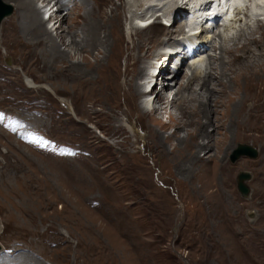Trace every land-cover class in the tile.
I'll return each mask as SVG.
<instances>
[{
  "label": "rangeland",
  "instance_id": "rangeland-1",
  "mask_svg": "<svg viewBox=\"0 0 264 264\" xmlns=\"http://www.w3.org/2000/svg\"><path fill=\"white\" fill-rule=\"evenodd\" d=\"M62 1L69 9L63 25L70 32L80 30L75 23L78 18H87V15L81 16L92 4L82 10L79 0ZM94 1L90 21L102 23L117 12L111 18L117 24L115 31L119 29L122 33L119 44L123 47L122 44H131L124 42L132 23L129 17L147 8L143 4L142 10L141 2L152 0ZM167 2L160 10L161 15L171 7L172 3ZM5 3L12 11L0 22V224L3 226L0 254L11 250L12 258L3 254L0 262L264 264V130L256 127L258 122L264 126V116H261L264 110L252 115L246 123L235 119L229 124L225 122L229 102L223 98L215 107L216 94H212V111L207 115L210 123L203 128L209 137L203 141L209 142L210 148L201 150L198 158L190 155L195 144L174 149L176 141L169 139L174 127L164 128L162 124H154L156 121L151 116H140L137 105L146 104L142 101L150 97L144 100L141 95L135 99L128 97L129 86L121 84L123 73L119 75L117 67L112 72L111 67L109 72L105 66L103 79L97 75L96 66L84 63L77 69L71 67V61L61 51L51 52L46 43L37 39L38 33H28L26 41L21 28L26 26L22 22L23 8ZM52 4L53 0L36 1L39 17L55 36L61 28L54 15L49 17ZM177 12L172 13L174 20L181 13ZM181 21L179 18L171 26L164 24L167 22L164 19L161 24L154 22L142 27L143 34L148 38L158 37L155 46L159 47L169 37L163 28L175 29ZM222 29L223 25L215 27L210 37L215 40L218 30ZM105 33L110 39L111 34ZM220 33L228 36L225 30ZM64 35L63 40L68 43V35ZM258 37L259 33H255V39L262 37L264 41V33ZM150 41L152 47L154 41ZM64 45L61 44L62 48ZM151 47L142 48V52L151 54ZM236 47L240 53V46ZM128 51L132 55L136 52L130 49L124 53ZM208 53L218 54L209 49L205 51L195 65L201 72L206 70ZM88 57L92 59L89 54ZM73 58L76 60V55ZM147 62L150 63L149 59ZM122 64L119 70L123 69ZM186 64L170 86L172 89L168 88L169 84L153 88L161 94H156L147 105L151 115L162 112L159 115L162 123L168 121V113L155 108L160 106L162 96L169 95L171 99L173 91L185 81L184 76L190 74ZM136 65L129 67L133 72L129 79L133 81H136ZM93 74L95 78L91 77ZM230 74L237 77L234 87L239 92H234L239 95L234 96L240 97L236 101L238 109L242 93L243 97L249 96L255 86L252 94L256 99L250 108L263 104L264 72H252L248 76H242L240 71ZM140 79L137 81L142 83ZM116 92L122 93L125 110L132 113L128 120L120 111L114 114L115 102L122 99H114ZM180 95L181 91L175 97L176 102ZM133 107L135 110L130 111ZM15 116L22 121L19 126L14 124ZM200 116L194 117L192 124L187 122L190 132L199 130L195 120H202ZM229 125L237 137L227 155L222 151L228 145H222L229 136L228 130L225 132ZM178 131L182 135V129ZM239 144L253 147L257 154L232 160ZM207 153L210 155L206 156ZM188 158L196 164L189 170L183 168ZM240 171L250 173V179L245 181L250 188L247 197L237 190Z\"/></svg>",
  "mask_w": 264,
  "mask_h": 264
},
{
  "label": "bare ground",
  "instance_id": "bare-ground-1",
  "mask_svg": "<svg viewBox=\"0 0 264 264\" xmlns=\"http://www.w3.org/2000/svg\"><path fill=\"white\" fill-rule=\"evenodd\" d=\"M3 1L11 2L14 6L20 7L21 9L23 8V12H22L23 20H22V22L23 23L26 22V26L22 25L21 28H23L22 32L25 35L26 41L28 40V37H29L28 33L32 32L33 35H35V33H38L39 37H37V39L42 40L44 45L46 43V45L49 46V48H48L49 51L53 52L56 50V51H58V53L61 51L64 54V56H66L67 59L66 58L65 59L71 61L70 62L71 67H74L77 69L80 67V65H82L84 63H87L91 66H96V67H98V69H97V71L96 70L95 71L97 72V75L102 79L104 77H106L105 69H104L105 66H107V70H109V72H110L111 67L113 68V69H111V72H112V70L115 71L116 67H117V70H118L117 73L120 72L119 75H121V72L123 73V79L121 81L122 82L121 84L129 86L130 93H128V94L124 93L125 95L127 94V96L132 97V99L133 98L135 99L136 96L141 95L142 96L141 98H143L142 100L150 97L149 98L150 100L146 99V100L142 101V103H144V102L146 103L144 105H141L142 107L141 106L139 107V105H137V109L139 111L138 113L140 114V116L142 118L151 116L156 121V123H154V124H162L161 126L164 128H168L169 126L174 127V131L171 133V135L169 137V139L176 141V143L174 145V149H177L180 147H185L184 144H187V146H188V143L189 144H195L194 152H192L190 155L193 154V155H195L196 158H198L201 150H205L206 147L210 148L209 142L203 141V139L206 140L209 138V137H207L208 134L205 133L206 130L204 132L203 128H205L206 125L208 123H210L209 119L207 118V115L211 114V111H212L210 108L211 97H213L212 94H216L215 107H216L217 103H219L220 100L223 98H226L227 101L229 102V105H227L229 107H227L228 110L226 113L227 117H226V121H225V122H228L229 124L231 123L232 120H235V119H237V120L239 119L240 120L239 122L246 123V120L248 121L249 119L250 120L252 119V117H251L252 115H257V114L263 113L264 102H263V104L258 103L257 105H254L253 107L250 108V106L252 105V103L256 99V95L252 94L256 90L255 85H254L255 88H253L251 90L252 93L249 96H246V94H245V96L243 97L244 94L242 93V95H241L242 97L240 99V104H239L240 109H238L236 101L240 97H237V99H236L235 96L238 94L239 91L236 90L237 87H234L235 82L237 81V77L235 78L230 74V72H233V74H234L235 71H240L242 73V76H248V75H251L252 72H255L257 74H261L264 72V68L261 67V66H264V41L262 40V37H261V39H255L254 38L255 33H259V37L264 33V18L252 17L251 16L252 13L250 12V6L249 5H246L245 7L240 8L236 11L233 21L223 25V29L221 31L218 30V33L216 34L218 37L216 36L215 40H214V38L209 37V35H204V38H200L201 35H199V38H200L198 41L199 47L196 46L194 48V51L201 50V52H204L207 49H209V50H213V52L214 51L218 52L217 55H213L212 53L207 54V59H208L207 67L205 66L206 70L201 72L195 66L196 65L195 63H193V62L188 63L187 62L188 58L186 57L185 51L180 52L178 54L176 53V54H169L168 55L167 52L164 51V48H165V46L169 47L173 44L179 43L180 40L177 37V35H180V34L182 35L185 32V26H187V23H186V20L184 17L189 13V9L191 8L190 4H192V3L197 4L198 3V5L200 6L203 4H208L209 3L208 1L205 2L204 0H158V2L153 3L152 2L153 0H152L151 2L148 1L147 3L141 2L140 8L141 9L144 8L143 4H144V6L146 5L147 8L146 9L144 8V10L142 9L143 11L141 10L143 12V14L141 12L139 15L133 14V16H130L129 17L130 21H132L133 18H136V17L139 18V16L142 17L143 15L151 12V13H154V14H157V15H160L161 17H163L164 20L167 21L164 24L170 25V23L174 20V17H173L174 14L172 15V13H174L175 11L181 12L173 22H178V19L181 18L182 24H179L178 26L176 25L177 28H175V29L163 28L164 31H168L169 37L167 39L164 38V42L161 41L163 44L159 47L155 46L156 43L159 42L158 37L148 38L145 34H143L145 28L135 26L131 22L129 23L130 25L128 27V32H127L128 39L126 40L124 38V42H130L131 44H129V43L124 44V45L122 44L123 47H121V44H119V42H120V40H123L122 33L119 31V29H118V31H115L114 27L117 26V24L115 23V20L112 19L113 17L111 18V16L114 15V17H115V15L118 13L115 12L113 15L111 14L109 17L106 18L105 21H102V23H98V22L95 23L93 21H90L89 18L93 15L94 7H95V1L94 0L91 3H90V0H79V5L81 6L82 10H83V7H85L86 5L88 6L89 4L90 5L92 4V7L90 6V9L85 10L83 15L81 16V17H85L87 15V18H84V19L78 18L75 25H79L80 30H74L73 29V32H70L69 30H68L69 31L68 32L67 29L65 28V26L63 25V23L65 22L64 20L67 19L66 14L68 15V12H66V11H69V9L67 8L68 6L66 4H63L62 0H53V4L50 7V9L53 8L52 9L53 11L51 12V14H49V17L54 15L53 18L56 19L57 22H59L58 27L61 28L60 32L56 31L55 36L52 35V32L47 29V27H46L47 25L45 26V24H44L45 22H44L43 18L39 17V8L36 5L37 0H3ZM43 1H45V0H42V2ZM165 1H168L167 3L170 2V4L171 3L172 4H171V7L166 8V10L164 9L165 13L163 15H161L160 10L163 7L165 8V6H166ZM231 1H233V0H231ZM64 2H68V0H64ZM139 3H140V1H139ZM159 6H160V9L158 8ZM256 6L259 9H262V7L258 5V3H256ZM149 8H151V9L147 10ZM155 8H158V9H155ZM60 10H62L63 12L65 11L66 13L60 12ZM57 11H59V12H57ZM53 12H54V14H53ZM168 16H169L170 22H168V20H167ZM129 18H128V20H129ZM156 18H158V17H156ZM155 22H159V21L156 20ZM163 26H165V25H163ZM224 30H225V33L228 34V36H226L223 33H220ZM181 31H183V32H181ZM212 31L213 30H211V32ZM105 32H108L111 34L110 39L107 37V34ZM173 32H181V33H176L175 35H173ZM64 33H66L68 35V39H69L68 43H65V41L63 40V37L66 36V35H64ZM32 34L30 36H32ZM171 35H173V38L171 40H169ZM79 36H82V37L80 39H78ZM176 38H178L177 42H175V40H174ZM31 39H32V37H31ZM37 39H35V40H37ZM150 40L154 41V44H152L153 52H151V54H149V55H145V53L142 52V48L147 47V49H148L149 47H151L150 44L148 43ZM133 41H134V44L132 45ZM151 41H150V43H151ZM61 44H66V45H64V47L62 48ZM237 44L240 46V51H241L240 53L236 52V51H239L238 47H236ZM234 45H236V46L233 49L232 46H234ZM52 46H55L56 49H52L51 48ZM130 49L134 50V51L136 50V52L133 55L129 51L127 54L124 53L126 50H130ZM140 50H141V52H140ZM82 51H86V54L82 55L81 54ZM146 52H147V50H146ZM224 53L227 56H225ZM88 54L92 56L91 60H89L90 58L88 57ZM73 55H76V60H74L75 58H73ZM234 55H236L237 57H234ZM164 57H165V59H163ZM176 58L179 59L180 63L178 65H176V70L174 71V73L171 74L169 71V68L172 64L175 65L174 60ZM148 59H149L150 63L147 62ZM154 59H156L157 61L163 60L162 61L163 64L159 66L158 72L155 75V76H158L157 78H159V80H160V82L158 81V83L160 84V86H162V88L165 86V84L166 85L169 84L168 88L172 89V88H170V86H172V84L176 81L175 79L178 75V72L182 69V67L185 63H187L186 65H188V70L190 72V74H188V75L186 74L184 76L185 81L181 85H179V88H177L173 91L172 96L170 97L171 99H169V95L162 96L161 97L162 101L160 100L161 103L159 104L160 106L155 108L159 111H163V113L164 112L168 113L167 116L169 119H168V121H165V123H162L160 118H159V115L162 112L159 114L156 113V115H154V114L151 115L152 112L149 111V106L147 105V104H149V102L152 101V98L154 96H156V94L160 93V92L153 90V88L158 89L160 87V86L156 87V85H157L156 80L157 79L151 85V89H150L149 93H146L142 89V85L145 83V81L142 83H140V81H137V79H139L140 77L142 79L145 75L149 74V68L152 67L151 65H152ZM167 59H168V61H166ZM119 61L123 63L122 64V66H123L122 70H119L120 69L119 68V66H120ZM141 61H143V62H141ZM136 62H138V63H136ZM164 63L167 64L166 68H165ZM135 64H137L136 67H134V68H136V70H135L136 81H133V80L129 79L130 75H132L131 73H133L129 70V67H130V65H131V67H132V65L135 66ZM259 64H261V65L259 68H257V66ZM243 68L245 70L241 71V69H243ZM101 72H103L102 75H101ZM87 73H88V71H87ZM89 75H90V73H89ZM91 77L93 78L94 74ZM213 79L216 81V83H214L212 81ZM112 80H116V79H112ZM219 80H221V83H218ZM231 82L233 83L232 84L233 86L230 84ZM94 84H95V82H94ZM227 84H228L229 89L226 88ZM248 89H249V87H248ZM182 90L184 91L185 94L182 93L183 92ZM129 91L127 90V92H129ZM179 91H181V95H180V97L178 96V101L176 102L175 97L177 96V93ZM234 91L235 92L238 91L237 94H235ZM204 92H205V94H204ZM202 93H203V95H202ZM90 98L91 97H89V100H91ZM117 98H119V99L122 98V99L119 102L114 101L115 102L114 114L116 111H120V113H122L126 117V119L128 120L129 117L131 116L130 115L131 112L127 113L125 110L126 102L123 103V100L125 101V98L122 95V93L120 94L119 92L118 93L116 92L114 99H117ZM184 100H185V103H183ZM169 105L172 106V109H169ZM155 109H153V110H155ZM132 110H135V107H133V109L130 108V111H132ZM174 111H175V113H174ZM214 113H215V111H214ZM140 116H138V118ZM199 116L202 118V120L204 119L203 121L200 119L195 120V124H196V126H198L199 130L190 132L191 130L187 129V126H188L187 122H188V124H192L193 118L194 117L199 118ZM261 116H264V113ZM254 122H255V120H254ZM256 125H257L256 126L257 128L259 127V128H262L264 130V126L262 123L258 122V123H256ZM247 127H245V128H247ZM249 127L252 128V126H249ZM249 127H248V129H249ZM251 128H250V130H252ZM178 129H182V131H183L182 135L179 133ZM227 130L229 133L227 141H226V143L223 142V145L221 144L222 146H224L225 144L228 145L222 151V152H226L225 154H227L229 152V149H232L231 147H233L232 145L234 143L233 142V140L235 139L234 137H237V134L233 130L231 125L227 126L226 131H225L226 133H227ZM241 131H243V130H241ZM161 133H162V131H161ZM238 136H240V135H238ZM250 136H252V135H250ZM159 137L162 141L161 136H159ZM183 149H185V148H183ZM222 149H223V147L221 148V150ZM207 155H210V153H207L206 156ZM223 155H224V153H223ZM208 157H210V156H208ZM185 161H184L183 168L188 167L187 168L188 170L190 168H193L196 165V164H194L195 162L191 159H189V162H185ZM2 231H3V226L0 229V235L2 234ZM2 255L3 254H0V256H2ZM10 260H12V259H10ZM0 263L2 264V262H0ZM15 264H17V263H15Z\"/></svg>",
  "mask_w": 264,
  "mask_h": 264
},
{
  "label": "water",
  "instance_id": "water-1",
  "mask_svg": "<svg viewBox=\"0 0 264 264\" xmlns=\"http://www.w3.org/2000/svg\"><path fill=\"white\" fill-rule=\"evenodd\" d=\"M12 11L11 6L3 4V2L0 0V21L3 17L9 15ZM256 150L246 144H239L238 148L235 149L234 154L232 156V160H235L241 155H246L249 157L255 156ZM250 179V173L247 171H240L237 175V190L242 196H248L250 192L249 186L246 184L245 181Z\"/></svg>",
  "mask_w": 264,
  "mask_h": 264
},
{
  "label": "trees",
  "instance_id": "trees-1",
  "mask_svg": "<svg viewBox=\"0 0 264 264\" xmlns=\"http://www.w3.org/2000/svg\"><path fill=\"white\" fill-rule=\"evenodd\" d=\"M260 258H263V256H260Z\"/></svg>",
  "mask_w": 264,
  "mask_h": 264
}]
</instances>
